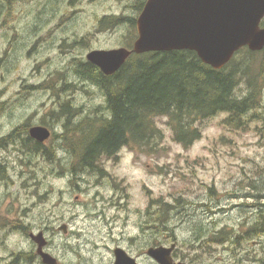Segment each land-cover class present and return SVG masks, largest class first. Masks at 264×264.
Segmentation results:
<instances>
[{
    "label": "rangeland",
    "instance_id": "374dc122",
    "mask_svg": "<svg viewBox=\"0 0 264 264\" xmlns=\"http://www.w3.org/2000/svg\"><path fill=\"white\" fill-rule=\"evenodd\" d=\"M147 1L0 0V141L20 126H44L54 136L43 149L55 157L26 146L28 132L0 147V264L36 255L29 235L40 232L60 264H114L118 247L140 264H156L146 251L171 240L178 242L176 262L264 264V232L256 228L264 218V80L252 88L242 77L257 71L246 68V51L230 67L235 99L258 97L242 120L228 123L229 115L219 114L197 123L201 139L185 148L168 118H157L164 134L157 147H125L114 159L103 157L97 172L72 171L75 160L60 136L110 116L105 94L76 68L95 50H131L138 33L128 21L138 20ZM105 17L123 22L104 30ZM65 105L80 112L67 129L69 119L59 114ZM151 201L169 206L164 233L152 228ZM36 256L21 264H43Z\"/></svg>",
    "mask_w": 264,
    "mask_h": 264
},
{
    "label": "trees",
    "instance_id": "16d2710c",
    "mask_svg": "<svg viewBox=\"0 0 264 264\" xmlns=\"http://www.w3.org/2000/svg\"><path fill=\"white\" fill-rule=\"evenodd\" d=\"M7 1L12 3L16 0ZM144 6L145 3L141 5L142 10ZM2 8L0 7V16ZM122 22L121 18L105 17L100 21V25L104 30H110L120 26ZM128 22L132 27L136 26L135 20ZM231 66L232 62L222 70H214L191 51L134 54L121 70L112 76L104 75L98 67L89 62L78 65L76 76L101 89L105 94L110 116L102 119L97 125L96 121L88 118L86 122L74 125L76 127L73 130H67L66 134L60 136L75 160L73 173L97 172L103 157L114 159L125 147H157L164 138L163 132L155 122L157 118H168L174 141L185 148L191 147L201 139V128L196 126L197 123L219 114H228V123H231V119L242 120L250 106L246 102L250 101L254 93L241 101L235 99L238 82L237 74L230 69ZM241 74L243 78L248 76L247 70ZM248 85L256 87L255 83ZM50 89L55 90L53 87ZM3 110L4 104L0 103V115ZM62 110L59 114L69 119L68 124L64 125L67 129L70 120L78 117L80 112L73 113L67 105ZM26 132L27 127L21 126L6 140H2L0 147ZM26 146H33L35 152L45 154L49 161L55 159L53 153L48 154L42 144L35 145L30 138ZM100 174L103 172L100 171ZM149 209H152L151 216L155 217L151 221L154 225L152 228L158 233H164L167 227L166 217L171 213L169 206L160 201H151ZM17 225L18 228L24 229L21 223ZM263 227L264 218L258 223L257 231L264 232ZM253 230L255 227L246 234L252 233ZM212 238L214 239V236ZM217 238L225 240L222 239L225 238L222 234L215 235V239ZM33 257L32 254L19 255L6 264L29 262Z\"/></svg>",
    "mask_w": 264,
    "mask_h": 264
},
{
    "label": "water",
    "instance_id": "95a60500",
    "mask_svg": "<svg viewBox=\"0 0 264 264\" xmlns=\"http://www.w3.org/2000/svg\"><path fill=\"white\" fill-rule=\"evenodd\" d=\"M263 19L264 0H148L136 23L138 38L132 50H95L87 55V60L104 75L112 76L133 54L191 51L205 65L222 70L243 48L263 50ZM30 136L45 143L51 138V131L36 126L31 128ZM60 231L67 233V226ZM30 238L37 244L44 264H58L45 251L48 241L44 233H32ZM175 248H150L147 255L158 264H186L174 263ZM115 258V264H137L120 248L115 250Z\"/></svg>",
    "mask_w": 264,
    "mask_h": 264
},
{
    "label": "flooded vegetation",
    "instance_id": "af4514ba",
    "mask_svg": "<svg viewBox=\"0 0 264 264\" xmlns=\"http://www.w3.org/2000/svg\"><path fill=\"white\" fill-rule=\"evenodd\" d=\"M261 28H264V19H263V21H262V23H261V26H260ZM241 51H246V53L248 54V61H249V64H247V67L248 66H253L254 68H257V71H256V73L253 75V77L252 78H250L249 76H247L248 77V84H253V83H255V84H259L260 85V81L262 82V80H264V48H263V50H261V51H258V52H253L252 50H250L248 47L247 48H244V49H242ZM240 51V52H241ZM259 56H261V60L260 61H257V58L259 57ZM255 57H257V58H255ZM251 63L253 64V65H251ZM254 98H253V96L251 97V99H250V101H251V104H250V107L251 106H253L254 108L256 107V105H257V103H258V98H257V102L256 103H253L252 102V100H253ZM21 127V126H20ZM20 127H18V129L20 128ZM36 127V126H35ZM31 128H33V127H31ZM31 128H28L27 127V132L29 133V136H30V130H31ZM51 130V139H52V137L54 136V133H53V130L52 129H50ZM26 132V133H27ZM26 133H24V134H26ZM11 136V135H10ZM9 137V136H8ZM7 137H5V138H3L2 140H4V139H6ZM15 138H17L16 136L14 137V138H12L11 140H14ZM30 139H32V141H33V143L36 145V144H42V143H39L38 141H36V140H34L33 138H31V136L29 137ZM1 140V141H2ZM10 140V141H11ZM0 141V142H1ZM26 142H27V140L24 142V144L26 145ZM46 144V143H45ZM45 144H42L43 146L45 145ZM1 170L2 171H4V169H2L1 168ZM102 175H104V173L102 174ZM63 226H65V225H63ZM62 226V227H63ZM67 226V225H66ZM67 230H68V226H67ZM63 232V231H62ZM40 233H44V232H40ZM40 233H38V234H40ZM64 233V232H63ZM67 233H68V231H67ZM67 233H64V234H67ZM32 234V233H31ZM30 234V235H31ZM29 235V236H30ZM44 236H45V234H44ZM171 240V239H170ZM49 242H48V246H49ZM176 246V248L173 250V252H172V258H173V260H174V263H179V262H176L175 260H176V253H177V250H178V242L175 240V241H170V245L168 246V245H158V246H154V247H150V248H159V247H165V248H172L173 246ZM48 246L45 248V250H47V248H48ZM149 248V249H150ZM116 249H119V247L118 248H116ZM115 249V250H116ZM120 249H122V248H120ZM148 249V250H149ZM115 250H114V256H115ZM122 250H124V249H122ZM148 250L146 251V254H147V252H148ZM125 251V250H124ZM126 252V251H125ZM127 253V252H126ZM26 255H28V254H25L24 256H26ZM37 255V256H36ZM36 255H34V256H36L39 260H41L42 261V258L40 257V255L36 252ZM127 255L129 256V257H131V258H133V259H135L136 260V262H137V264H140L139 263V261H138V258H134V257H132V256H130L128 253H127ZM148 256V255H147ZM149 257V256H148ZM150 258V257H149ZM25 259H26V257H25ZM153 262H155L156 264H158L155 260H153L152 258H150ZM115 261H116V258H115V260H114V264H115ZM42 263H43V261H42ZM44 264V263H43ZM58 264H60V262L58 261Z\"/></svg>",
    "mask_w": 264,
    "mask_h": 264
},
{
    "label": "bare ground",
    "instance_id": "6f19581e",
    "mask_svg": "<svg viewBox=\"0 0 264 264\" xmlns=\"http://www.w3.org/2000/svg\"><path fill=\"white\" fill-rule=\"evenodd\" d=\"M3 8H4V6H3ZM5 15V14H4ZM1 17V16H0ZM3 17V16H2ZM7 22V21H6ZM137 23V22H136ZM248 102V101H247ZM249 103V102H248ZM246 109V108H245ZM6 140V139H5ZM78 171V170H77ZM262 182V181H261ZM255 186V185H254ZM261 186V185H260ZM261 191V190H260ZM263 229H264V227H263ZM262 231H264V230H262Z\"/></svg>",
    "mask_w": 264,
    "mask_h": 264
}]
</instances>
